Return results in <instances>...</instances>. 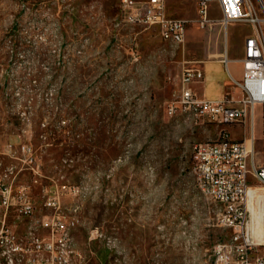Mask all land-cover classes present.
Instances as JSON below:
<instances>
[{
	"label": "rangeland",
	"instance_id": "rangeland-1",
	"mask_svg": "<svg viewBox=\"0 0 264 264\" xmlns=\"http://www.w3.org/2000/svg\"><path fill=\"white\" fill-rule=\"evenodd\" d=\"M197 2L167 0L187 22L177 46L129 23L120 0H0V152L11 145L17 157L32 144L42 177L34 184L25 171L19 183L31 185L36 219L55 214L47 198L59 200L83 264H213L214 246L231 236L192 174L194 146L220 140L224 127L168 108L185 68L233 56L251 27L226 32L216 6L201 29ZM180 5L184 14L171 13ZM256 133L261 167L259 119ZM249 185L251 230L264 244V185ZM13 216L8 225L23 234L29 221Z\"/></svg>",
	"mask_w": 264,
	"mask_h": 264
},
{
	"label": "built area",
	"instance_id": "built-area-1",
	"mask_svg": "<svg viewBox=\"0 0 264 264\" xmlns=\"http://www.w3.org/2000/svg\"><path fill=\"white\" fill-rule=\"evenodd\" d=\"M258 3L260 9L253 0H198L197 23L201 29L213 24L214 4L222 14L224 29L239 23L251 27L252 34L244 47L243 80L239 84L243 98L239 101L226 98L222 102L200 99L194 85L204 82V70L188 67L183 71L181 93L168 108L170 116L184 112L217 125L242 124L251 132L248 139L238 142L223 131L220 140L199 143L193 148L192 174L196 187L205 190L220 207L218 225L231 231L229 240L214 246L213 264H264V257L254 256L264 244L257 243L252 233L249 200L250 178L264 185V166L258 167L255 161L258 110L264 132V1ZM120 6L129 23L157 27L163 40L177 46L185 44L187 22L168 14L167 0H120ZM0 156L22 163L21 167L10 166L0 171V264H83L70 234L71 222L64 221L59 213V200L47 198L45 207L55 214L36 219L31 185L19 183L25 171L30 172L34 184L42 177L32 144L22 146L17 157L11 145H6ZM11 214L17 220L29 221L23 234L8 225ZM40 229L45 233L41 234Z\"/></svg>",
	"mask_w": 264,
	"mask_h": 264
},
{
	"label": "crops",
	"instance_id": "crops-1",
	"mask_svg": "<svg viewBox=\"0 0 264 264\" xmlns=\"http://www.w3.org/2000/svg\"><path fill=\"white\" fill-rule=\"evenodd\" d=\"M184 6V5H183ZM172 7L171 13L175 14H184L182 12V7ZM217 5L212 6L211 18H213V13L215 7ZM198 7V2H197ZM168 14H170L167 4ZM231 26V25H230ZM229 26V27H230ZM229 27L226 30L228 31ZM252 34V30L250 31ZM246 36L242 48L234 53L229 55L228 51L226 52V56L223 60H214L210 62H205L203 64L202 69L205 73L204 82L201 84L194 85V91L198 95L200 99L214 101V102H222L226 98H231L234 101H239L243 98V91L241 90L239 84L243 80V59H244V47L246 39L251 35ZM227 60V63L224 61ZM259 119L261 125V140L264 142V132L261 120V114L259 110L256 115V123ZM224 127L223 131L230 134L231 139L236 141V137L239 135L244 136L243 139H248L251 135L250 129L242 124H231V125H221ZM255 137L257 138L256 128H255ZM25 223V221H22ZM27 223V221H26Z\"/></svg>",
	"mask_w": 264,
	"mask_h": 264
},
{
	"label": "bare ground",
	"instance_id": "bare-ground-1",
	"mask_svg": "<svg viewBox=\"0 0 264 264\" xmlns=\"http://www.w3.org/2000/svg\"><path fill=\"white\" fill-rule=\"evenodd\" d=\"M262 1V0H261ZM200 192H201V194H203L205 197H209L208 195H207V193L205 192V190H203V189H198ZM250 191V190H249ZM260 244V243H259Z\"/></svg>",
	"mask_w": 264,
	"mask_h": 264
}]
</instances>
